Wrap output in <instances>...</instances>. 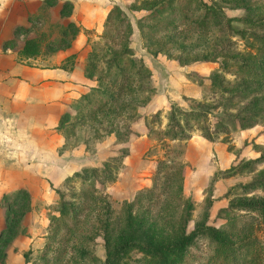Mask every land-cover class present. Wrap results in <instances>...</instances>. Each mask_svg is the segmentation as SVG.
<instances>
[{
	"label": "rangeland",
	"instance_id": "374dc122",
	"mask_svg": "<svg viewBox=\"0 0 264 264\" xmlns=\"http://www.w3.org/2000/svg\"><path fill=\"white\" fill-rule=\"evenodd\" d=\"M152 1L155 0H115L113 4L122 10L130 24L127 45L131 56L141 59L149 70L147 80L142 82L144 91L129 93L125 98L131 101L129 107L109 108L82 119V113L72 111L61 125L63 144L61 154H58L63 163L68 164L62 166L61 175H71L83 166L101 168L107 163L113 176L112 180L98 186L101 190L95 194V201L89 202L81 215V234L85 235L86 242L70 237L61 246L55 243L53 247L62 250L61 258L46 264H103L101 236L104 233L115 242L120 234L125 233L127 203L130 202L132 218L135 223L141 222L144 229L152 227L170 237L179 233L182 227L189 231L197 223L212 224L229 233L232 244L252 238L256 248L248 254L253 252L257 264H264V223L258 213L228 207L237 199H264L261 189L247 192L232 189L255 177L264 169V162L253 170L236 174L228 171L231 165L256 157L264 148V75L253 71L244 75L234 72L238 66L234 60L227 59L223 70L219 69L217 62L204 60L217 50L240 54L255 52V48L261 46L260 36L264 35V25L260 24L264 20V0H245V6L206 0L217 7L223 19L230 18V21H225L227 23L219 28L192 32L180 42H170L164 32L158 33L156 43L160 41L165 50L155 53L150 49L156 46H146L136 23L144 13L141 8ZM22 4L21 0H0V20L4 11H16ZM114 19L110 20V25L115 23ZM29 20L28 27L20 26L22 29L13 35V51L20 48L24 39L33 38L38 44L36 53L45 54L48 45L58 43L63 29L65 40L62 44L71 39L72 27H66L64 18L60 23L56 20L45 24H37L35 16ZM248 20L252 22L248 23ZM104 29L102 25L99 35L83 29V34L89 33L81 46V49L86 48L83 68L88 52L96 53L95 67L91 71L93 76L88 78L91 86L95 85L93 79L96 75L104 72L105 59L110 51L123 42L122 32L108 39L102 38ZM74 56H68L64 63L68 64ZM213 72L222 77L224 85L233 89L222 92L211 86ZM171 106L185 112L201 108V119L209 130L217 120L226 122L228 116L248 114L253 122L246 128L230 125L225 133L216 132L212 140H206L198 128L202 123L190 119L188 137L170 139L163 131ZM178 119L182 124L183 116ZM55 170L59 172V169ZM53 171L47 169L44 186H41L43 181L41 185H28L29 211L20 218L21 232L4 248L2 264L41 263L38 255L46 242L47 217L53 212L58 198L53 189L58 188L65 195L80 189V182L63 184L62 180L58 184V176L55 171L53 177ZM187 201L191 203V211L186 220ZM106 202L108 211L104 210ZM20 203L11 205L17 214L25 208V204ZM82 246L85 254L80 257L76 248ZM23 253H27V257H23ZM211 254L208 237L200 235L186 248L180 264H211ZM141 256L131 248L122 256L120 264H142Z\"/></svg>",
	"mask_w": 264,
	"mask_h": 264
},
{
	"label": "trees",
	"instance_id": "16d2710c",
	"mask_svg": "<svg viewBox=\"0 0 264 264\" xmlns=\"http://www.w3.org/2000/svg\"><path fill=\"white\" fill-rule=\"evenodd\" d=\"M56 1L43 0V4H53ZM219 1L235 6H245L246 4L245 0ZM71 8L70 2L63 1L59 14L67 16L70 14ZM141 9L144 13L136 19L137 28L141 32L143 39H145L147 47L151 45L156 46L154 49H150L152 53L164 52L165 50L164 45L160 41L156 43L155 35L158 33L164 32L170 42H180L185 40L192 32H203L209 28H219L221 24L230 21V18L223 19L217 7L206 0H155L145 4ZM112 18H115L114 20L116 21L110 25L109 22ZM247 22L250 23L252 20H248ZM260 24L263 26L264 20L260 21ZM102 25L105 27L101 35L102 38L105 36L108 39L122 32L123 42H121L117 49L110 51L108 57H106L104 72L99 73L93 79L95 85L89 87L85 93L81 94L69 106V109L60 115L55 129L62 136L61 125L72 111L82 113L80 119L84 117L91 118L102 110L122 107L124 105L129 107L131 101L129 99L126 101L125 99L129 93L144 91L142 82L147 80L149 70L141 59L131 56V49L127 45V36L131 28L124 13L117 5H112L107 11ZM227 26H229V23ZM66 27H72L70 41L64 45L62 44V41L64 42L65 40V29H63L58 43L55 46L48 45V49H63L70 45L71 40L79 29L72 22H67ZM21 29L20 26L14 27L13 35L18 34ZM260 37L261 46L256 47L253 53L240 54L217 50L215 53L213 52L204 57V60L217 62L221 70L226 66L227 59L234 60L238 63L234 72L244 75L253 71L254 73L264 75V35ZM13 39L12 37L3 41L1 43L2 47H12L15 43ZM20 44V55L31 57L37 54L38 44L33 38H26ZM89 52L87 63L83 68V74L86 78L91 79L93 76L91 71L95 67L94 59L96 53L94 51ZM223 82L222 77L214 72L211 74V86L218 87L222 92L233 89L229 85H224ZM134 87H137V90H132ZM178 116H183L182 124L179 122ZM201 116H203L201 108L199 111L191 110L185 112L177 109L175 106H171L163 134L170 139H186L191 128L189 120L192 119L197 124H199L198 122L202 123L198 126L202 132V136L206 140H212L214 133H225L227 127L230 125L246 128L253 122L252 117L248 114L240 117L231 116L229 118L228 116L226 122L217 120L213 124V129L209 130L204 119H201ZM263 162L264 148L259 151L256 157L231 165L228 171L230 174H236L242 170H253L257 164ZM112 176L107 163H103L101 168L83 166L63 179V184L80 182V189L78 191H70L69 195H65L58 188L53 189L58 198L53 212L47 217L46 242L43 250L38 255V259L41 261L39 264H46L48 261H56L61 258L62 250L58 246L53 247L55 243L61 246L62 242L70 237H75L82 243L86 242L85 235L81 234V215L87 210L89 202L95 199L97 191L101 190L98 186H102L104 182L112 180ZM232 189H240L243 192L255 189L264 191V169L259 170L256 176L249 181L233 186ZM20 202L25 204V208L17 214V211L12 209L11 205ZM0 203L4 209V227L0 230V264H2L5 255L4 248L18 232H21L20 218L29 211L30 204L29 196L25 189H17L11 193L3 194ZM130 205L131 202L127 203L125 233L120 234L115 242L110 241V238L104 233L101 236L104 248L103 264H120L122 256L131 248L142 254L140 257L142 264H180L186 248L200 235L208 237L209 243L212 246L211 264H257L255 254L253 252L250 255L248 254V252L256 248L252 238L232 244L229 239V233L224 229H219L212 224L204 222L195 224L189 231L183 230L182 227L179 233L166 237L163 233L155 231L152 227L142 228L141 222L135 223L129 210ZM107 207L106 202L105 211H108ZM228 207L237 210L255 211L264 223V199H237L230 202ZM190 211L191 203L187 201L184 210V218L186 220ZM229 226H232V223H229ZM76 251L79 252L80 257L85 254L83 246L76 248ZM48 254L52 255L47 257ZM22 256L27 257V253H23Z\"/></svg>",
	"mask_w": 264,
	"mask_h": 264
},
{
	"label": "crops",
	"instance_id": "0c3cea01",
	"mask_svg": "<svg viewBox=\"0 0 264 264\" xmlns=\"http://www.w3.org/2000/svg\"><path fill=\"white\" fill-rule=\"evenodd\" d=\"M21 1V7L4 11L0 20V201L3 194L27 189L31 183L43 181L40 185L44 186L47 169L54 170L53 175L59 169L58 184L70 174L61 175L62 166L68 164L59 155L63 137L55 126L60 115L91 86L83 74L86 48L81 46L89 36L83 29L99 35L107 11L115 4V0H57L48 5L43 0ZM63 1L72 6L67 16L59 14ZM32 16L37 24L60 23L64 18L80 29L68 47L47 48L45 54L25 57L19 54L20 48L2 47L3 41L13 37V28L28 27ZM71 55L75 56L65 64ZM3 227L0 203V230Z\"/></svg>",
	"mask_w": 264,
	"mask_h": 264
}]
</instances>
